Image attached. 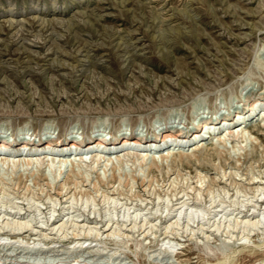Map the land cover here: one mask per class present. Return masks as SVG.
Returning a JSON list of instances; mask_svg holds the SVG:
<instances>
[{
	"label": "rangeland",
	"instance_id": "1",
	"mask_svg": "<svg viewBox=\"0 0 264 264\" xmlns=\"http://www.w3.org/2000/svg\"><path fill=\"white\" fill-rule=\"evenodd\" d=\"M0 61V139L176 134L262 99L264 0H0ZM251 121L249 140L210 129L183 159L174 144L160 148L174 157L150 150L156 161L70 150L89 179L65 202L55 193L69 160L0 165V264H264V130Z\"/></svg>",
	"mask_w": 264,
	"mask_h": 264
},
{
	"label": "bare ground",
	"instance_id": "2",
	"mask_svg": "<svg viewBox=\"0 0 264 264\" xmlns=\"http://www.w3.org/2000/svg\"><path fill=\"white\" fill-rule=\"evenodd\" d=\"M12 23H13V21L10 24H8V25L10 27H12V25H13ZM3 62H5V61H0V72H7L10 68H8V66L6 64L4 65ZM263 93H264V91L262 92V95L264 96ZM263 96H262V99H260V100H254L253 102H251L248 107H246V108L243 107V109H241L239 111H236L235 114L232 115V116H229V114H230L229 111L226 114H224L222 116V118H220L218 120L216 119V117L209 116V117H207L205 119V121L201 125H199V124L194 125V124L191 123L192 125H191L190 129H187L186 128L185 130H180L176 134L172 133L171 132V129H168V128L165 127L162 130L161 133H159V132H153L150 135V137L140 135V134H138L136 132H133L131 129H129V131H121V129L120 130L118 129L114 134L109 135V136L99 135V134L93 136V134L88 133L86 137H82V136L81 137H75L74 136L71 139H68L66 135H64V137L56 136L54 138V137H52L49 134L47 136H45L44 139H42V136L39 133L37 136L32 137V138H27V139L24 138L20 143H18V141H17V139L15 137L14 138L5 137V138L0 139V165L3 166L4 164H7L9 166L11 165L12 167H16V166H18V164L21 163V164H24V165L27 164L28 166L30 165L31 167H33V164H35L36 167L37 166L41 167V165L44 164V165H46V166H48L50 168L51 163H49V161H48L49 159L51 160V162H53V159L56 158V157H58V161L60 163L62 162V163H65V164L69 160V162H70L69 165L71 166L70 169H69V172H68V174H67L64 182H62L60 185H58V187H57L58 190L55 193V195H58L60 198L61 197H65L64 201H62V202H65L72 195L76 194V192L78 191L76 189L77 191H73L72 192L71 191L72 188H70V187H72V186H70V184H72V183L74 184V186H73L74 188L79 187L78 185H79L80 182H77L75 180V178H81L82 181H85L86 179H89V178H86V176L83 173V171L82 172H79L78 171V170H80V169L77 168L78 166H80L79 163H75L74 161H72V160H70V159L67 158V157H70V155H71V154H67L70 150H74L76 152L77 151H80V152H77V154H74V156H75L74 157V160H77L76 159L77 158L76 155H78L79 156L78 157V160L83 161V157L84 156L86 157V155L89 154V158L91 159L92 163L99 162V160L101 158L104 159V155H108V157L106 159L111 161V155L114 154L115 155V158L114 159H117V162L119 161L121 163L124 160L123 158H125L126 156L131 157L132 155L133 156H136L141 161H144V160H146L150 156L149 155V153H151V152H149L150 150H158V149H159V151H157V152H161V154H159V156H161L160 159L161 158H164L165 159V158H167V156H169V155L172 156L174 153H173V151H170V147H167L166 148L167 149V152L166 153L164 152V149L160 150V148H162V146H164L165 144L166 145H173L174 144L175 146L177 145L176 148L178 149V152H179L178 154L180 156H182L181 159H183V157L187 158V154L183 153V151L180 150V148H184V145L187 142H190L192 140H197V141L193 142L192 144H189L188 146H192L193 145L192 146V153H200L201 150H202L203 144L206 143V142L203 143V140H206L207 137H210L211 138L210 140H213L212 139L213 137L211 135L210 129L213 130V129L217 128L219 130L220 128H223L222 130L225 131L226 135L229 137L228 139H230V138H237L238 139L239 138V140L242 139V141H243V140H246L248 138H251L252 131H248V130L245 129L247 127V125L252 122L251 120L253 118L256 117V121H257L258 118L260 117V123L258 124L257 128L260 129L261 132H262V130H264V97ZM260 107L262 109L258 111V112H261L260 115H258V112H256V111ZM106 120L107 119H105V121ZM249 121H251V122L249 123ZM235 122H238V123L235 124ZM103 123H104V121L102 122V124ZM43 133L45 135L47 133V131L46 132H43ZM253 138H255V137H253ZM224 139L225 138L222 139L220 136H218L216 138L217 142H221V143L223 142L222 144H225V140ZM258 140L259 139L257 138V140H254V141H258ZM214 142H216V141H214ZM212 147L213 148L216 147V144L215 143H212L211 151H212ZM174 149H175V147H173V150ZM216 151H219V150L217 149ZM192 153L189 154V155H192ZM218 154L219 153L217 152V156H218ZM213 155H214V153H213ZM48 156H51V157H48ZM180 156H178V157H180ZM198 156H196V158ZM150 157L152 158L153 161H156L155 160L156 155H153L152 154ZM172 157H174V156H172ZM175 158H177V156ZM192 158H193V155H192ZM132 159H133V157H132ZM202 159H204V158H202ZM134 161L135 160L133 159L132 162H134ZM143 163L144 162H142V164ZM116 164H118V163H116ZM89 165H91V164H89ZM75 167L78 170H76ZM9 168H11V167H9ZM115 168H117V167L115 166ZM41 170H42V168H41ZM32 171H34V170H32ZM52 171H53V169H52ZM40 172H42V171H40ZM61 173H63L62 166H61V164H58V166L56 168V171H55V168H54V174L55 175H53L54 176V179L57 182L61 180V179H59V175ZM38 174H39V172H38ZM47 176L44 177V179L47 181V183H45L46 185L49 183ZM35 177H36V175H35ZM87 177H88V175H87ZM31 178H32V176H31ZM115 178H116V175H114V179ZM54 179L52 178V180H54ZM41 180H42V178H41ZM45 180L43 182H46ZM140 180H142L141 182H144L143 181L144 180L143 178H140ZM20 181H19V183H20ZM93 182H95V181H93ZM105 182L106 181H104V182L101 181V183L104 184V185H105ZM141 182L139 181L140 184H141ZM35 183H37V182H35ZM41 183H39V185ZM50 183H51V181H50ZM87 183H88V181H87ZM110 183H112V181ZM248 183L254 185V186H250V188L253 190V192H255L259 188L258 183H261V182H259L258 180H255V179L250 178V180L248 181ZM147 184H149V183H147ZM19 185L21 186V183ZM51 185H53V184H51ZM48 186H50V185L48 184ZM94 186L96 187L97 184H95ZM94 186H93V188H94ZM106 186H109V184L106 185ZM106 186H104V187H106ZM98 187H100V186H98ZM20 188H19V190H20ZM114 188H116V187H114ZM46 189H48V187H46ZM97 189L95 191H97ZM145 189H146V187H145ZM45 190H44V192H45ZM99 190H98V192H99ZM116 190H117V188H116ZM148 190H147V192H148ZM42 191H43V189H42ZM81 191H83V190L81 189ZM101 193H102V191H101ZM110 193H112V192H110ZM47 194H48V192H47ZM49 194H50V192H49ZM107 194L108 193H106V194L104 193L103 196H105V198H109ZM84 195L88 196V193L87 192L85 193V191H84ZM51 196L52 195H50L49 198H51ZM25 197H27V196H25ZM195 198L197 199V197H195ZM177 200H178L177 202L179 204H181L178 207V209H179V208H181L183 206V204H184L183 201L184 200L182 202H180L179 198H177ZM71 207L72 206H67L66 208H71ZM174 208H176V207H174ZM256 218L257 219L251 220V221L248 219L249 221L246 220L245 223L246 224H251V225H256L257 223H259L261 221V219L258 218V215H256ZM55 219L56 218H54L53 221L50 224V225H52V229L55 228L56 225H57V228H62L66 224V221H64V222H58V220L57 219L55 220ZM28 225H29V223L27 221L26 222H23V223L21 222V223L18 224V226L20 227V229L21 228H24V227H27ZM16 226H17V224H16ZM78 226H81V225L78 224ZM111 226H108V224H103L102 225V229L101 230H102V232H106V236H109V231H110ZM84 228H86V227H84ZM27 229L28 228H26L23 232H21V230H20V235L23 234L24 232H26ZM93 229H94V226H93V228H92V226L91 227H88V233H86V234H89V232H93ZM14 230H16V229H14ZM83 232H84V229H83ZM16 234H18L17 231H16V233H13L14 236ZM84 234H85V232H84ZM75 247H80V246L78 245V246H75ZM89 247L90 246H88V245L85 246V248H89ZM90 251H92V250H90Z\"/></svg>",
	"mask_w": 264,
	"mask_h": 264
}]
</instances>
